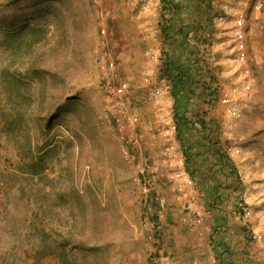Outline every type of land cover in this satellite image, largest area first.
I'll list each match as a JSON object with an SVG mask.
<instances>
[{
    "label": "rangeland",
    "instance_id": "1",
    "mask_svg": "<svg viewBox=\"0 0 264 264\" xmlns=\"http://www.w3.org/2000/svg\"><path fill=\"white\" fill-rule=\"evenodd\" d=\"M44 1L51 9L38 21L26 18L23 0L5 7L0 0L1 15L42 27L34 43L26 29L18 34V26H0V264H157L160 256L168 257L167 264H221L213 242L228 237L232 264H264V0L260 12L252 10L257 0L246 5L248 65L255 75L247 92L227 61L231 22L216 20L221 5L235 0H213L194 19L209 33L199 62L215 76L208 83L214 93L207 90L202 98L197 89L198 106L206 109L211 136L238 176L216 175L237 190L225 189L214 210L205 206L203 187L185 165L169 88L156 100L145 99L165 77L161 57L168 47L159 5L145 36L118 0L95 6L90 0ZM100 24L125 85L123 106L136 111L143 133L127 155L97 87ZM193 35L191 29V43ZM147 51L157 60L150 61ZM226 92L240 104L238 118L225 114L220 98ZM143 159L146 184L136 179ZM240 200L250 211L246 217L237 208ZM215 214L222 225L214 226Z\"/></svg>",
    "mask_w": 264,
    "mask_h": 264
},
{
    "label": "trees",
    "instance_id": "2",
    "mask_svg": "<svg viewBox=\"0 0 264 264\" xmlns=\"http://www.w3.org/2000/svg\"><path fill=\"white\" fill-rule=\"evenodd\" d=\"M19 1L2 0V7L10 6L13 2L18 3ZM23 1L30 10L26 13V18L29 17L31 20H44L47 8L51 9V4L44 0ZM53 1L55 0H50L51 3ZM212 2L213 0H160L158 16L162 41L168 47L165 50L162 49L161 64L163 74L169 81L176 138L181 145L188 173L203 187L205 206L214 210L213 208L220 206L225 189L229 192L237 190L231 184L221 183V179L216 180V175L220 174L224 180L228 176H234L235 181H238V176L235 168L230 164V159L222 153L220 141L212 138V126L208 125L203 118L206 109H199V100L197 101V96H200V93L197 92L198 88H200V92L203 91L202 98H205V91L207 90L215 92V89L208 87L210 86L208 83L213 85L215 80L213 71L205 69L198 59L199 50L209 42L207 35L209 33L200 27L199 22L194 25L195 15L200 14L201 10L207 9L209 11ZM203 4L205 5L202 6ZM21 19L18 20L15 14H0V26L8 29L18 26V34L26 29V32L32 37L29 39L30 42L38 43L41 38H36L34 35L42 28L41 25L28 24L26 20L21 22ZM208 21H210L209 17H207ZM191 29L194 32L192 43ZM192 98L193 103L191 104L190 99ZM65 100L63 106L67 103ZM209 102L206 101V105ZM192 134L198 135L194 139L197 141H191ZM237 208L241 210L238 204ZM222 224L220 215L215 214L214 226ZM216 228L213 227L209 239L216 232ZM221 239L218 242H213L214 249L219 252L217 255L219 257L218 262L232 264L230 243L227 242L228 239H226V243H223ZM218 243L219 246H217Z\"/></svg>",
    "mask_w": 264,
    "mask_h": 264
},
{
    "label": "built area",
    "instance_id": "3",
    "mask_svg": "<svg viewBox=\"0 0 264 264\" xmlns=\"http://www.w3.org/2000/svg\"><path fill=\"white\" fill-rule=\"evenodd\" d=\"M95 6L99 4V0H90ZM121 9L126 13L128 19L134 27L143 35L153 31L152 24L155 21L156 10L160 0H118ZM248 0H235L225 2L221 5V13L216 17L219 24L230 21L231 22V47L230 56L227 61L230 70L237 71L240 76L239 87L242 91H249L255 83V75L248 65L247 54V14L246 5ZM262 2L257 0L252 5L254 12H260ZM159 31V27L154 30ZM97 34L99 36L98 49L99 52L96 57V65L98 66L99 73L97 77V87L103 93L107 100L106 108L114 122L118 132V139L120 142L121 150L127 155L128 150L137 149L142 141L143 133L139 127V117L136 111L128 110L123 106L124 97V84H119V77L117 78V60L113 56L109 46L108 30L103 24L97 27ZM151 48V47H150ZM150 61H156L157 56L155 53L146 52ZM148 77L145 81L148 82ZM163 87L152 90L149 89L145 99L156 100L163 91H167L169 81L161 78ZM231 93H223L220 98L221 104L224 106V111L227 117L234 119L238 118L241 113L240 104L231 97ZM1 154V142H0ZM133 158V156H131ZM148 165L146 159L139 160L136 163L137 181H143L144 184L148 183L150 179L147 177ZM162 205L164 200L160 198ZM238 207L241 208L243 216H248L250 211L245 207V202L239 201ZM256 240H261L262 235H255ZM167 256H160L157 264H167Z\"/></svg>",
    "mask_w": 264,
    "mask_h": 264
},
{
    "label": "crops",
    "instance_id": "4",
    "mask_svg": "<svg viewBox=\"0 0 264 264\" xmlns=\"http://www.w3.org/2000/svg\"><path fill=\"white\" fill-rule=\"evenodd\" d=\"M229 179H230V177L228 176V177H227V180H229ZM227 242H228V243H233V240H231V238L229 237Z\"/></svg>",
    "mask_w": 264,
    "mask_h": 264
}]
</instances>
